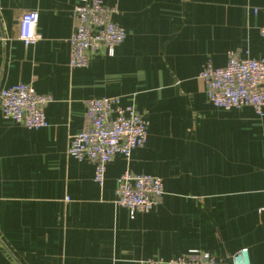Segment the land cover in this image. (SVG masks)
I'll return each mask as SVG.
<instances>
[{"label": "crops", "instance_id": "crops-1", "mask_svg": "<svg viewBox=\"0 0 264 264\" xmlns=\"http://www.w3.org/2000/svg\"><path fill=\"white\" fill-rule=\"evenodd\" d=\"M78 1L0 0V90L51 97L45 128L0 112V264H140L192 251L230 264L242 249L264 264V109L215 108L199 79L229 53L264 59V0H101L126 38L71 69ZM26 12L40 36L28 47L18 38ZM112 97L143 116L147 141L128 160L116 154L100 187L95 163L66 150L86 128L85 101ZM125 171L163 181L156 206L132 219L115 203Z\"/></svg>", "mask_w": 264, "mask_h": 264}, {"label": "built area", "instance_id": "built-area-1", "mask_svg": "<svg viewBox=\"0 0 264 264\" xmlns=\"http://www.w3.org/2000/svg\"><path fill=\"white\" fill-rule=\"evenodd\" d=\"M115 9L101 0H79L73 10L74 29L68 40L71 69L84 68L89 59L102 49L112 56L116 46L126 38L124 29L116 25ZM258 9H254L257 13ZM264 16V8L262 9ZM38 14L24 13L18 24V38L26 46L40 40L36 27ZM264 39V22L259 29ZM199 79L207 100L215 108L229 111L251 108L261 117L264 109V59L240 58L229 53L223 67L206 65ZM51 97L37 94L31 86L13 85L0 90V112L5 120L26 129L47 127L44 108ZM86 128L69 137L66 154L76 161L95 163L94 183L102 186L107 165L116 154L130 159L132 152L145 145L147 123L135 107L121 106L120 99L94 98L85 101ZM159 177L125 171L116 180V205L126 209L132 219L138 213H149L163 195ZM264 212V208L260 210ZM140 264H225L208 253L192 251L177 258L160 261L146 259ZM230 264H249L248 251L242 249L230 257Z\"/></svg>", "mask_w": 264, "mask_h": 264}]
</instances>
